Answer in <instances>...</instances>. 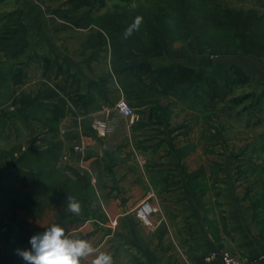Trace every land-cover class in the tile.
Returning a JSON list of instances; mask_svg holds the SVG:
<instances>
[{"label":"crops","instance_id":"obj_1","mask_svg":"<svg viewBox=\"0 0 264 264\" xmlns=\"http://www.w3.org/2000/svg\"><path fill=\"white\" fill-rule=\"evenodd\" d=\"M16 1L27 46L19 59L0 52V87L10 94L0 89V157H11L0 159L2 229L28 238L58 223L76 238L102 245L113 264H220L205 261L215 251L264 264V57L242 47L222 63L210 55L150 57L154 65L179 64L208 74L217 66L236 67L249 78L221 107L227 121L241 124L232 142L212 125L217 106L205 111L199 91L186 99L174 94L144 103L129 99L110 45L104 50L93 36L77 37L72 49L57 32L79 29L53 19L65 6ZM121 97L138 118L115 121L110 137L97 138L93 120L113 119ZM80 142L86 146L80 166L94 175V211L76 215L50 201L33 203L47 207L30 212L16 207L8 186L24 189L38 179L24 168L25 156L46 160L55 170L63 158L79 155L73 148ZM144 203L153 210V227L136 215ZM6 252L0 241V253Z\"/></svg>","mask_w":264,"mask_h":264},{"label":"rangeland","instance_id":"obj_2","mask_svg":"<svg viewBox=\"0 0 264 264\" xmlns=\"http://www.w3.org/2000/svg\"><path fill=\"white\" fill-rule=\"evenodd\" d=\"M35 1L47 5L49 8L65 6L63 7L65 11L75 4L83 5V0ZM89 2L93 4L94 0H89ZM105 2L104 8L99 7L96 3L95 8L94 5H91L92 10L84 5L79 12L70 13L74 17L73 22L79 25L76 27L79 31L85 29L82 27L89 29L87 33H79L74 28L70 30L68 27L57 32L59 35L67 37L72 49L78 42L77 37L90 38L91 35L95 37L94 31L103 29L107 36L125 50L144 52L148 54L149 58L160 57L172 60L194 55H210L215 57L217 63H222L227 60L228 55L237 54L241 47L248 54L264 57V0H105ZM18 5L19 3L15 0L0 5V17L6 12L16 10ZM57 16L61 17L59 12L53 14L54 18H52L59 21ZM137 16L143 18V23L138 31L124 39L125 29ZM83 18L86 19V21L83 20L84 23L80 21ZM16 23V17L0 18V52H2L1 45L4 43L7 48L10 47L9 50L15 40L21 39V34L15 37ZM80 24L81 28H79ZM217 81L221 94H226L227 98L231 91L223 89L226 83L222 73L219 74ZM206 85L205 82H201L200 88L206 89ZM0 89L6 90L4 84ZM4 95H10L8 90L4 92ZM200 98L203 99V91H200ZM201 99L199 101H202ZM223 101L221 100L217 104L216 113H214L215 120H212V125L217 128L218 132L222 131L223 135L227 134V137L233 142V137L236 138V134L241 130V124L236 120L227 121L221 111L223 104H226ZM7 107H13V103L8 104ZM212 116L213 114L210 112V119ZM94 121L96 120L92 122V130ZM226 141L224 145L228 144ZM79 146H84L86 150L83 142L75 145L74 152L80 156L73 155L70 161L68 158H63L62 164L55 170L46 160L42 162L31 155L25 156V161L28 163H25L24 168L38 173V179L35 180V184L29 183L28 186H24V189L8 186L9 196L18 202L16 207L24 208L30 212L47 207L45 204L36 206L33 203L50 201L55 203L57 209L67 208V197L71 196L80 202L81 212L90 213L96 207L94 203L97 191L91 185L94 177L91 170L88 167L80 166L81 157L86 152L85 150L78 151ZM9 156L10 154L3 153L0 159L1 161L8 160L11 158ZM33 161L34 164H32ZM65 164L69 166V169ZM23 203L28 205L24 206ZM144 204L137 207L136 215L138 209ZM111 224L116 225V222L113 221ZM3 226V222L0 221V241H5L7 252L0 253V264H26L16 254V250L31 248L29 243L31 234L27 238L26 235L14 234L10 231V227L8 230H3Z\"/></svg>","mask_w":264,"mask_h":264},{"label":"trees","instance_id":"obj_3","mask_svg":"<svg viewBox=\"0 0 264 264\" xmlns=\"http://www.w3.org/2000/svg\"><path fill=\"white\" fill-rule=\"evenodd\" d=\"M12 1L14 0H0V5L8 4ZM82 3L83 5L75 4L69 10L59 12V15H61V18L65 22L78 27L79 25L73 22L74 17L70 14L71 12H79L84 5L90 7V10L93 8L91 5H94L95 8L96 3L101 8L106 6L105 0H94L93 4H90L89 0H83ZM11 17H16L17 21V28L14 32L16 33L15 37L21 34V39L19 41L15 40L9 50L8 48L10 47L7 48L4 43L1 45V51L13 59H19L27 46L26 29L21 23L18 9L4 13L0 18L8 19ZM83 20L86 21L85 18L80 19L82 23H84ZM18 27L20 28L18 29ZM79 28H81V24ZM82 28L87 29V27ZM94 35L95 37L92 38L94 40L97 39V44L100 47L104 46V50L106 45H110L113 66H115L114 70L123 78L121 84L123 85L125 95L129 99L135 98L139 103L169 94L178 95V97L182 98L185 97L184 99H186V96L190 95L192 91L194 95H196L197 91H203V99L200 98L202 100L200 103L204 102L205 111H212L221 100L223 101L226 98V94H221L217 81L220 73L223 74L226 83L223 89H227L228 92L242 87L249 82V78L236 67L228 69L227 66H221L217 67L213 74H208L203 70L197 72L195 69L184 65L179 66V64L154 65L147 56L148 54L136 52V50H125L121 45L116 44L112 38L107 36L103 29H99ZM15 71L18 75L21 73V69H16ZM201 82L207 84L206 89L200 88ZM193 100L196 102L195 99Z\"/></svg>","mask_w":264,"mask_h":264},{"label":"clouds","instance_id":"obj_4","mask_svg":"<svg viewBox=\"0 0 264 264\" xmlns=\"http://www.w3.org/2000/svg\"><path fill=\"white\" fill-rule=\"evenodd\" d=\"M143 18L137 16L125 29L123 38H129L133 32L138 31ZM67 208L70 212L79 215L81 204L74 197H67ZM30 249H17L16 254L26 264H83L91 259V264H113L112 256L102 251V245L94 247L89 241L76 238L63 226L53 223L46 227L42 233L33 235L29 241Z\"/></svg>","mask_w":264,"mask_h":264},{"label":"built area","instance_id":"obj_5","mask_svg":"<svg viewBox=\"0 0 264 264\" xmlns=\"http://www.w3.org/2000/svg\"><path fill=\"white\" fill-rule=\"evenodd\" d=\"M138 118L136 110L130 105V103L122 97L115 106V117L113 119L106 118L103 120L97 119L93 123V130L97 138L104 139L110 136L115 131V126L117 125L115 121L120 119L129 120L131 122H135ZM78 151H84V146H79L77 148ZM145 209H148V215L145 214ZM153 214V210L151 206L146 203L144 206L138 209L137 217L141 219L144 224L153 227L151 222V215ZM207 263H214L219 261L220 264H258L256 261H250L245 259H241L237 257L235 254L229 251H215L212 252L205 258Z\"/></svg>","mask_w":264,"mask_h":264},{"label":"bare ground","instance_id":"obj_6","mask_svg":"<svg viewBox=\"0 0 264 264\" xmlns=\"http://www.w3.org/2000/svg\"><path fill=\"white\" fill-rule=\"evenodd\" d=\"M145 214L146 215L150 214L149 211H148V209H145Z\"/></svg>","mask_w":264,"mask_h":264}]
</instances>
